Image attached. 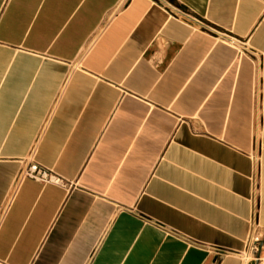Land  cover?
I'll return each instance as SVG.
<instances>
[{
  "label": "crops",
  "instance_id": "obj_1",
  "mask_svg": "<svg viewBox=\"0 0 264 264\" xmlns=\"http://www.w3.org/2000/svg\"><path fill=\"white\" fill-rule=\"evenodd\" d=\"M249 250L264 258V0H0V264Z\"/></svg>",
  "mask_w": 264,
  "mask_h": 264
},
{
  "label": "built area",
  "instance_id": "obj_2",
  "mask_svg": "<svg viewBox=\"0 0 264 264\" xmlns=\"http://www.w3.org/2000/svg\"><path fill=\"white\" fill-rule=\"evenodd\" d=\"M225 41L229 42V43H238L241 42L239 39L232 37V36H228L224 39ZM26 175L32 177V178H40L43 180H49V181H53L56 183H61L63 180L59 177V176H49L48 172L39 168V166L35 163L31 164L26 172ZM257 241H254V243ZM253 261L256 264H264V258L261 257L260 255L254 256Z\"/></svg>",
  "mask_w": 264,
  "mask_h": 264
},
{
  "label": "rangeland",
  "instance_id": "obj_3",
  "mask_svg": "<svg viewBox=\"0 0 264 264\" xmlns=\"http://www.w3.org/2000/svg\"><path fill=\"white\" fill-rule=\"evenodd\" d=\"M251 246H252V247L254 246V241H252ZM252 247H251V248H252ZM207 253H209V250H208V249H207ZM244 258H245V260H251V259L254 258V256H253L251 250H249L247 253L244 254Z\"/></svg>",
  "mask_w": 264,
  "mask_h": 264
}]
</instances>
